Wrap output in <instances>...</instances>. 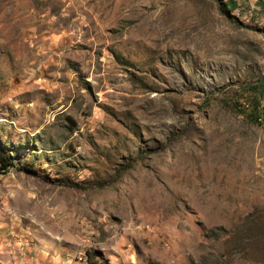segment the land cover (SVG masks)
Here are the masks:
<instances>
[{
	"label": "rangeland",
	"instance_id": "obj_1",
	"mask_svg": "<svg viewBox=\"0 0 264 264\" xmlns=\"http://www.w3.org/2000/svg\"><path fill=\"white\" fill-rule=\"evenodd\" d=\"M261 78L264 0H0V264H264Z\"/></svg>",
	"mask_w": 264,
	"mask_h": 264
},
{
	"label": "trees",
	"instance_id": "obj_2",
	"mask_svg": "<svg viewBox=\"0 0 264 264\" xmlns=\"http://www.w3.org/2000/svg\"><path fill=\"white\" fill-rule=\"evenodd\" d=\"M233 7H235L234 4ZM220 10L222 12L232 11V9H230L227 4H223V3H220ZM250 88H251L252 102L250 103L251 107L248 115L250 116L251 120H253L255 123L258 124L264 120V109L259 108V105L256 103L258 97L264 92V78H261L256 86H250ZM13 166H14L13 161L11 158L7 156L6 151L0 149V175H3L6 172H8V170L11 169Z\"/></svg>",
	"mask_w": 264,
	"mask_h": 264
},
{
	"label": "built area",
	"instance_id": "obj_3",
	"mask_svg": "<svg viewBox=\"0 0 264 264\" xmlns=\"http://www.w3.org/2000/svg\"><path fill=\"white\" fill-rule=\"evenodd\" d=\"M87 262L86 256H75L73 258H67L63 264H85Z\"/></svg>",
	"mask_w": 264,
	"mask_h": 264
},
{
	"label": "bare ground",
	"instance_id": "obj_4",
	"mask_svg": "<svg viewBox=\"0 0 264 264\" xmlns=\"http://www.w3.org/2000/svg\"><path fill=\"white\" fill-rule=\"evenodd\" d=\"M88 261V260H87ZM85 264H86V262H85Z\"/></svg>",
	"mask_w": 264,
	"mask_h": 264
},
{
	"label": "crops",
	"instance_id": "obj_5",
	"mask_svg": "<svg viewBox=\"0 0 264 264\" xmlns=\"http://www.w3.org/2000/svg\"><path fill=\"white\" fill-rule=\"evenodd\" d=\"M3 256H5V255H3Z\"/></svg>",
	"mask_w": 264,
	"mask_h": 264
}]
</instances>
